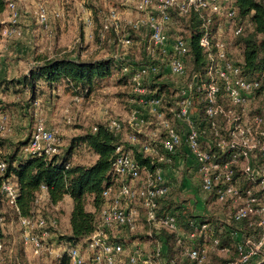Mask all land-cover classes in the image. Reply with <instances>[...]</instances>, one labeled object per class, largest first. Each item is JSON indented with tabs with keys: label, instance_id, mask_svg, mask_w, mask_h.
<instances>
[{
	"label": "built area",
	"instance_id": "2783aa9c",
	"mask_svg": "<svg viewBox=\"0 0 264 264\" xmlns=\"http://www.w3.org/2000/svg\"><path fill=\"white\" fill-rule=\"evenodd\" d=\"M123 2L132 6L138 16L122 25L118 12L110 9L101 21L100 35L110 30L117 36L124 32L119 41L123 45H130V31H145L147 56L151 61H155L157 54L163 53L167 59L169 73L177 77L186 75L184 56L188 51V41L176 37L168 45L166 32L173 11L180 15L194 11L204 26L212 23L214 19L218 21L224 18L231 23L234 35L243 29V25L236 21L235 0ZM4 12L6 22L10 25H4L0 29V35L6 38L18 32L15 24L18 22L20 11L16 1L7 0ZM83 14L86 28L91 27V12L83 10ZM63 16L61 8L50 11L43 3L36 7L35 19L43 28H48L51 19L58 20ZM199 45L207 51L209 58L207 79L200 80L195 75L192 81L187 82L180 90L179 97L173 102L175 109H170L174 118L183 125V129L164 116L161 97L146 94L144 80L158 72L157 63L139 64L130 73L129 83L132 92L138 96L139 107L130 110L128 123L137 134L149 133V138L141 140L133 134L129 140L140 152L157 162H171L179 149H185L186 156L191 158L199 172L202 193L211 194L214 203L232 205V210L227 213L225 228L235 241L236 257L220 259L216 264H264V107L258 112L248 113L249 108L255 104L261 82L257 78H246L242 75L241 64L229 56L228 42L217 32L214 52L207 32L200 37ZM122 71L129 72L128 66H124ZM194 88L204 93L205 117L202 120L192 108L191 92ZM81 98L80 95H75L73 101L78 102ZM146 115L154 116L158 125L148 133L143 130L148 124ZM6 119L5 115L0 116V132L5 129ZM107 122L111 131L117 132L122 128V122L118 119L108 118ZM221 123L225 126L224 133ZM96 129L95 125L93 130ZM159 129L163 131V135L159 134ZM22 153L26 156L46 157L61 154L57 130L47 127L41 119L36 120ZM115 153L111 165L115 182L102 191L95 229L85 238V251L82 252L77 246H68L62 252L59 247L56 250L59 252H54V249L45 246L42 240L52 234L50 229H55L57 222L39 213L18 216L23 243L29 245L35 254L46 251L51 256L61 258L65 253L70 264H176L174 259L163 256L166 247L160 239L156 240L152 250L147 252L137 246L127 249L124 244L111 239L115 231H135L144 219L151 228L156 229V233L161 229L172 232L180 248V256L194 264H211L212 255L208 246L203 243L205 239L210 242L209 247L218 256L228 255L230 249L219 246L214 227L210 223L202 222L200 226L195 227L196 230L185 231L174 215L158 216L157 199L169 196V186L161 169L144 171L142 177V168L128 152L122 150V146L119 145ZM236 167L239 168L240 176L247 182L245 187H240ZM5 168V161L0 160V173H3ZM140 178V184L133 185L132 182ZM1 192L6 203L18 211V189L12 177L2 181ZM44 197H47V191L41 186L35 202ZM148 234L151 236V233ZM199 238H202V244L198 243Z\"/></svg>",
	"mask_w": 264,
	"mask_h": 264
},
{
	"label": "rangeland",
	"instance_id": "374dc122",
	"mask_svg": "<svg viewBox=\"0 0 264 264\" xmlns=\"http://www.w3.org/2000/svg\"><path fill=\"white\" fill-rule=\"evenodd\" d=\"M15 1L20 11L18 22L15 24L18 32L6 38L0 35V70L1 67H6V73L4 74L6 77L3 80L8 81L21 78L22 72L27 67L28 62L37 60L39 54L43 57L57 54H61V56L75 54L77 55V60L80 61L112 58L119 62L134 64L135 66L155 62L158 66V72L153 74L151 78L157 76L155 82L164 83L172 92L169 95L162 93L164 98L163 110L165 112L167 104L171 101L170 98L176 100L179 97L180 90L187 83L186 77H177L169 73L167 59L163 53H158L154 59L155 61H151V58L147 56L144 50L147 39L145 31H130L129 33L132 35V43L130 45H123L119 41L124 32H120L117 36L114 31L110 30L100 35L101 21L108 10L114 9L118 12L122 25L128 20H134L138 16V12L132 6L124 4L123 0ZM75 2L79 3V5L81 4V10H78L75 6ZM41 3L45 4L50 11L61 8L64 16L58 20L51 19L48 28L41 27L35 19L36 7ZM82 8L83 10H91L92 26L89 28H86L83 23V16L85 15ZM4 19L5 21L0 23L10 25L6 22V15ZM187 20L188 18L185 16L171 15V23L166 32L168 45L179 36L187 39L188 33L185 28ZM217 23L219 24L217 33L220 34L221 38L227 40L228 52L237 61L241 57V52L238 47L234 46V38L231 37V23L224 18L219 19ZM124 31L126 32L125 29ZM62 51L64 52L60 53ZM13 59L18 61V67L11 68L9 62ZM30 65L32 64L30 63ZM12 70L17 72V74L13 75ZM8 77L10 78L6 79ZM119 77L120 75L114 72L107 79L101 81L100 87L91 93L89 97H82L78 102L73 101L69 93L60 96L54 95L55 93L48 94V91L39 96L35 102H31L29 93L20 87L0 88V116L5 115L7 117L4 124L5 129L0 132V142L5 144L3 152H11L18 141L28 139L38 119H41L47 127L57 130L62 155L68 148L72 138L90 131L98 123H105L108 118H117L123 122L124 129L120 132V140L125 143L128 140V136L132 133L128 124V115L136 103L132 101L135 97L132 95L134 93L131 92L130 83L125 82L124 84V82H119ZM149 77L148 80H144L145 88ZM3 80L0 78V81ZM251 111L252 106L249 108L248 113H251ZM166 115L174 125L183 129V125L172 117L171 114L166 113ZM146 118L150 122L148 130L158 127L156 120L151 115H146ZM221 127L224 133L225 127L222 123ZM159 132H161V129H159ZM145 137L149 138V133ZM178 153H181L180 150ZM22 155L23 157L26 156L24 153ZM73 155L72 162L74 164L81 162H83L82 164H91L94 159V155L85 146L77 147ZM181 157L183 162L176 167L173 166L178 172V177H172L173 179L168 177L166 182V184L174 183L175 185L172 188L169 187V197L178 203H182L188 207L191 206L194 213H204L205 216L209 215L214 219L217 216L215 213L221 210L225 214L223 216L225 218L228 217L227 213L232 210V205L230 203H214V198L211 194H201L199 191L200 182L192 187L194 181L198 182L197 180L200 178L199 172L190 158L187 161L186 156ZM186 165L189 166L187 169H194L192 174H187ZM141 175L142 177L144 176V169L141 170ZM184 176L188 180L190 179V183H193L191 187L188 186V182L187 184H185L186 182L183 183ZM197 177L199 178L197 179ZM140 182L141 180H136L132 183L133 185H138ZM201 195L208 198L206 203L209 202L211 213L206 214L205 212L208 204L202 205L198 203ZM87 209L91 210L92 208L87 206ZM34 210L43 216L55 219L57 222L55 229H50V233L52 234H49V237H45L42 240L45 246L54 249V252H59L56 251L59 247L60 252H62V250L71 245L63 238V236L70 234L71 201L69 198L65 196L57 205L50 204L46 200V197L38 198ZM2 212L4 214L2 227L6 236L4 245L0 248V262L2 264H13L16 260H21L23 264H62L61 258H56L54 255L51 256L46 251L35 254L29 245L23 243L22 229L15 212L7 204L4 206ZM138 230L143 231L142 223H140ZM243 232H246V230H243ZM130 234L127 233L125 236L130 237L132 235L131 238L135 239L124 244L127 249L137 246L144 252L152 250L155 244L153 240H147L143 235L140 238L141 235L137 233ZM206 240L202 242L209 246V242ZM72 245L77 246L82 252L85 251V239H81ZM129 245H132V247ZM229 256L236 257L235 250L230 249L228 255L224 257L216 255L215 259H218L215 261ZM213 259L212 257L211 261ZM66 264H69V262Z\"/></svg>",
	"mask_w": 264,
	"mask_h": 264
},
{
	"label": "trees",
	"instance_id": "16d2710c",
	"mask_svg": "<svg viewBox=\"0 0 264 264\" xmlns=\"http://www.w3.org/2000/svg\"><path fill=\"white\" fill-rule=\"evenodd\" d=\"M6 4L7 0H0V15L4 12ZM235 5L236 21L238 24L241 23L243 25L242 31L237 35L232 34L231 30V37L234 38V46L238 47L241 52V57L237 61L242 66L243 76L246 78H257L261 82L257 90L255 104L252 106L251 111L255 113L258 112L260 108L264 107V0H235ZM171 14L188 18L185 23L188 37L186 39L179 36L188 41V51L184 56L186 65L185 77L187 82L192 81L195 75H197L200 80L207 79L206 72L209 58L207 51L199 45V39L207 32L212 44V51H215L214 43L218 25L217 20L214 19L212 23L204 26L203 21L194 11H190L187 15L177 14L176 11H173ZM3 26L4 23H0V29ZM229 56L231 57L230 54ZM124 66H128L129 72L124 73L122 71ZM137 66L131 63L119 62L112 58L80 61L71 59L67 56L41 57L40 63L31 67L27 74H24L21 78L16 80L0 81V87H20L22 90L29 93L31 102H35L45 91H49V94H52L51 90L56 87L57 84H60L63 91L69 93L72 98L75 95L89 97L91 93L100 87L101 81L107 79L114 72L120 75L119 82H124V84L125 82L128 83L130 73H132ZM152 75H149L148 84L146 83L145 85L147 88L146 94L148 96L161 97V110L165 112L163 110L164 98L162 93L169 95L172 92L164 83L155 82L157 76L151 78ZM146 80H148V77L145 81ZM132 95L135 97L132 100L133 103H136L134 106L139 107L137 102L138 96L136 94ZM170 100L164 114L166 118V113L174 117L170 109H175L176 105L172 104L175 100L173 98H170ZM191 100L192 108L202 120L205 117L204 93L194 88L191 92ZM152 117L155 119L154 116ZM107 123V120L105 123H98L95 131L93 130V126L90 131L72 138L63 155L56 154L51 157L27 155L23 157L22 151L29 138L18 141L16 145H14L13 150L9 153L3 152L5 144L0 142V160H4L6 163L5 170L3 173H0L1 247L4 245L6 239L2 227L4 221V214L2 211L7 203L1 192V184L5 178L12 177L18 189L16 197V207L18 211L7 204V206L15 212L17 218L19 215L31 216L37 213L34 210V206L41 186L46 188V200L52 205H57L65 196L69 197L72 202L69 219L70 234L63 236V238L71 244L69 246H75L72 244L77 243L81 239H85L95 229L97 211L102 202V191L105 187L115 182V177L112 175L111 171V165L116 154L115 150L119 145L122 146L123 151L128 152L132 156L144 171L153 172L157 168L163 170L173 164V157L171 162H157L149 155L140 152L137 146L131 144L129 140L130 135L135 134L141 140L147 138L143 134H137L129 123V128L132 130V133L128 136V140L125 143L120 140V132L124 129L123 122L121 130L117 132L111 131ZM149 124L150 122L148 121V124L144 126V133L155 129L151 128L152 130L149 129V131ZM159 134L163 135V131L161 130ZM80 146L87 147L96 157L91 164H74L72 162V157L74 156L73 152ZM236 176H239L241 183L240 187H245L247 182L240 176L239 168L237 167ZM139 180H141V178ZM87 206H90L92 209L88 210ZM157 214L158 216L174 215L181 228L185 231L196 230V226H200L202 222H208L214 227L219 246H226L229 249L235 250V241L225 228V224H227V217L225 218V216H223V219L218 218V216L215 217L216 219H213L209 215H195L192 208L174 201L169 196L157 199ZM141 223L143 225V231H139L138 226L133 232L123 231L124 235H122V237L114 236L111 239L125 244L135 239L131 238V234L133 233L140 234V238L144 236L147 240H153V242L160 239L162 240V244L166 247L163 252L164 257L174 259L176 264H194L180 256V248L172 232L161 229L156 233V229L151 228L144 219L141 220ZM148 232L151 233V236H149ZM127 233H131V236H125ZM198 243H202V238H199ZM216 255L217 254L212 255L214 259L211 261V264H216L217 261L215 260L218 259H215ZM234 257L235 256H229L228 259H233ZM61 261L62 264L69 262L65 253L62 255ZM13 264L23 263L21 260H16Z\"/></svg>",
	"mask_w": 264,
	"mask_h": 264
},
{
	"label": "crops",
	"instance_id": "0c3cea01",
	"mask_svg": "<svg viewBox=\"0 0 264 264\" xmlns=\"http://www.w3.org/2000/svg\"><path fill=\"white\" fill-rule=\"evenodd\" d=\"M61 4H63V3H61ZM75 6L78 8V10H81V4L79 5V3H77V2H75ZM91 11V10H90ZM4 16H5V12H3L1 15H0V22H4L5 21V19H4ZM68 51V50H67ZM64 51H62V52H60V53H63ZM62 56H67V57H69V58H71V59H75V60H77V55H75V54H69V55H62ZM41 57H43V56H41V54H39V58L37 59V60H34V61H30V63L32 64V65H30V63L28 62V65H27V67L26 68H24V71L22 72V76L24 75V74H27L28 73V71H29V69L31 68V67H33V66H35V65H37V64H39L40 63V58ZM45 57H47V58H50V57H61V54H57V55H50V56H45ZM10 60V59H9ZM10 64H11V68L12 67H18V61L17 60H12V61H10L9 62ZM6 68V67H5ZM4 68V66L3 67H1V70H0V78H1V80H3L6 76H4V74L6 73V69ZM4 69H5V71H4ZM13 71V70H12ZM14 74H17V72H14L13 71V75ZM12 75V76H13ZM14 77V76H13ZM10 77H8V78H6V79H9ZM62 86L60 85V84H57L56 85V87H54L52 90H51V92H52V94H54V95H64V94H66L64 91H63V88H61ZM0 88H2V87H0ZM48 94H49V91H48ZM148 133V132H147ZM146 135V134H145ZM185 148V147H184ZM179 150H180V154L178 153L179 152ZM177 152H176V154L173 156V160H174V162H173V164L170 166V167H167L166 169H164L163 170V176H165L164 178H165V180H166V182H167V180H168V177H173V178H176V177H178V172H177V170H176V168H174L173 166H177V165H180V163H182L183 162V159H182V157L181 156H186V154H185V149H184V151H183V148L182 149H179ZM181 155V156H180ZM187 157V156H186ZM95 156H94V159L92 160V162L95 160ZM187 159V161H189V157H187L186 158ZM191 159V158H190ZM193 162V161H192ZM81 163H83V162H81ZM194 163V162H193ZM186 164V163H185ZM189 166H187L186 165V169L188 168ZM188 171H187V174L189 175V174H192L193 173V168H191V169H187ZM172 178V179H173ZM199 177H197V179H198ZM191 179H193V177H191ZM198 182H196V181H194V185L192 186V182L190 183V179L188 180L187 179V177L186 176H184L183 177V183H185V184H187V182H188V186L189 187H194V186H196L197 184H199V182H200V178L197 180ZM168 186L169 187H174L175 185H174V183H169L168 184ZM199 191L201 192V194H202V190H201V185H200V189H199ZM67 197V196H66ZM67 198H69V197H67ZM202 198H203V200H202ZM70 199V198H69ZM208 198H205V197H202V195L200 196V198H199V200H198V203L199 204H202V205H204L205 203H206V200H207ZM71 201V200H70ZM206 204H208L207 205V210L205 211L206 212V214H208V213H211L210 212V206H209V202H207ZM205 204V205H206ZM184 205V204H183ZM71 207H72V202H71ZM190 208H192L191 206H189ZM203 208V207H202ZM193 211V210H192ZM194 213V212H193ZM195 215H200V216H205L204 215V213L202 214V213H198V212H195L194 213ZM215 214H217V216L220 218V219H223V215H224V213H222L221 212V210H218V212H216ZM180 225V224H179ZM112 234H114V236H120V237H122V235H124V233H123V230H119V231H115V232H113ZM133 243V242H132ZM132 243H130V244H132ZM202 244V243H201ZM130 247H132V245H129ZM208 249H209V253H210V255H213V254H217V253H215V252H213V250H212V248H210L209 246H208Z\"/></svg>",
	"mask_w": 264,
	"mask_h": 264
}]
</instances>
